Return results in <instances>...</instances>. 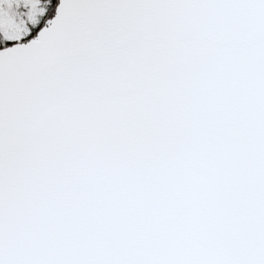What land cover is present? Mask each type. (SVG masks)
Segmentation results:
<instances>
[{"label": "snow or ice", "instance_id": "obj_1", "mask_svg": "<svg viewBox=\"0 0 264 264\" xmlns=\"http://www.w3.org/2000/svg\"><path fill=\"white\" fill-rule=\"evenodd\" d=\"M0 264H264V0H0Z\"/></svg>", "mask_w": 264, "mask_h": 264}]
</instances>
